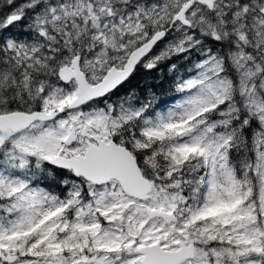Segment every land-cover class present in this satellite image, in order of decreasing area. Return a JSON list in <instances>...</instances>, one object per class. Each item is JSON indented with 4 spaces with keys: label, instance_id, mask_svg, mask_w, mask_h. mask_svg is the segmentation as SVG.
<instances>
[{
    "label": "snow or ice",
    "instance_id": "6c2138e0",
    "mask_svg": "<svg viewBox=\"0 0 264 264\" xmlns=\"http://www.w3.org/2000/svg\"><path fill=\"white\" fill-rule=\"evenodd\" d=\"M0 264H264V0H0Z\"/></svg>",
    "mask_w": 264,
    "mask_h": 264
}]
</instances>
